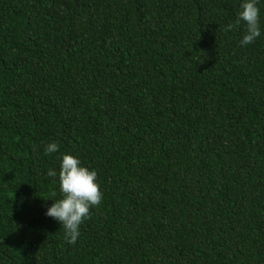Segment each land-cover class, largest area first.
<instances>
[{"label": "trees", "instance_id": "16d2710c", "mask_svg": "<svg viewBox=\"0 0 264 264\" xmlns=\"http://www.w3.org/2000/svg\"><path fill=\"white\" fill-rule=\"evenodd\" d=\"M243 2L0 0V264H264V0L247 46ZM63 155L104 193L74 245L46 216Z\"/></svg>", "mask_w": 264, "mask_h": 264}, {"label": "clouds", "instance_id": "9594fccd", "mask_svg": "<svg viewBox=\"0 0 264 264\" xmlns=\"http://www.w3.org/2000/svg\"><path fill=\"white\" fill-rule=\"evenodd\" d=\"M259 0H244L235 24H229L225 31H232L241 22L245 25V35L241 46L254 43L261 37ZM59 151L55 142L46 146L45 154ZM81 161L72 155H63L59 171V186L63 198L54 201L47 209L46 216L55 219L65 231V240L69 244H76L80 237V226L91 218V210L99 208L103 203V191L98 183V173L82 167ZM49 176L57 173L49 170Z\"/></svg>", "mask_w": 264, "mask_h": 264}]
</instances>
